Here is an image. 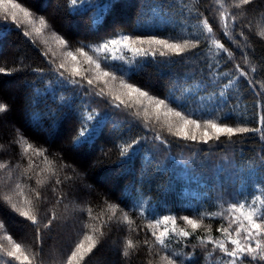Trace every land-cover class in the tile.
Instances as JSON below:
<instances>
[{
    "label": "trees",
    "instance_id": "1",
    "mask_svg": "<svg viewBox=\"0 0 264 264\" xmlns=\"http://www.w3.org/2000/svg\"><path fill=\"white\" fill-rule=\"evenodd\" d=\"M17 2L29 7L36 15L44 16L52 28L45 32V37L49 38V43L45 45L43 38L26 37L20 30L15 29L11 21H3L0 18V24L12 26L11 31L0 36V67L13 70L11 74L0 73V100L8 103L11 108L9 113L0 116V145H3L0 148V163H7L9 168L19 164L17 172L28 167V158L22 155V148L15 143L14 129L19 128L35 147L47 150L49 159L55 160L57 169L62 163L72 166L84 177L83 182L91 189L90 194L79 192V181H69L56 186L55 177L39 189L45 200L40 204V220L46 222L50 210H55L57 215V220L51 228L45 229L41 226L40 242L37 241V233L30 221L0 203V220L4 221L7 232L17 242L30 245L32 250L38 253L33 264H61L81 238V234L87 231L83 228V224L88 222L83 209L91 207L94 215L106 211L105 199L109 203L118 204L125 211H128L130 201L122 200L124 197L147 200L150 202L149 211L156 208L161 216L175 215L177 224L184 227L181 217H195L197 210L215 211V205L220 202L227 203L236 196L240 185L255 183L256 174L250 171V168L258 165L260 157L264 156V139L259 133L234 136L231 141L222 138V143L213 142L209 145L181 141L163 133L167 143L160 145L159 141L153 140L154 132L138 126L130 116L116 114L91 146L73 149L72 138L79 126L74 114L70 120H64L59 129L51 126L54 123L51 120H45L41 128L29 127L26 123L29 119L24 109L26 98L34 95V88L43 91L44 82L55 80L53 65L48 61L54 59L57 64L60 63V52L63 49H59L51 40V31L54 30L56 34L64 37L73 50L83 45H97L117 33L180 38L192 31V25L196 23L193 17L197 8L208 17L217 38L235 52V59H221L216 65L218 57L213 56L205 45L201 44L194 52L185 53L183 58L174 56L167 63L162 62L166 58L157 56L156 62L134 75L130 82L160 98L172 93L182 96L181 92L175 91L177 85L190 88L193 92L200 90L199 95L204 97L205 106L210 107L208 97L220 90L217 85L226 78L210 77L207 67L209 63L215 65L213 73L234 72L236 63L245 71L250 69V65H246L241 58L240 50L223 36L217 26L216 13L210 10L211 0H117L116 8L111 13H105V17L97 22L93 20L95 9L73 12L68 6V0ZM160 4H163V8L156 7ZM245 7L250 10L240 23L249 25L244 31L251 44V48H246L245 51L249 53L251 63L257 67L256 73H250V78L254 82H264V39L256 34L260 13H264V0H255L254 5ZM229 11L239 10L230 8ZM3 31L0 28V32ZM33 39L35 43L32 42ZM237 39L241 44L244 43L242 37L237 36ZM49 49L51 51L48 52V57L41 54ZM52 51L57 53L56 57H52ZM33 69H41L43 75ZM205 88L207 91H203ZM256 89L260 91L259 85H256ZM63 94L72 96L71 92ZM227 98L229 104L224 111L234 108L236 116V120H230L229 123L242 122L249 127L260 126L259 116L264 115V91L256 95L241 77L235 88L228 90ZM215 99L213 97V100ZM48 104L54 111H58L50 100ZM91 106L102 114L107 110V105L103 103L98 102ZM43 107L42 105L41 108ZM76 108H80L79 103ZM59 115L62 118L64 113ZM142 136L147 137V141L143 142L142 151L131 163H122L117 144ZM169 155L177 157L178 160H168L165 169L158 170L157 162L164 164ZM150 157L151 163L148 162ZM33 160V175L47 167L42 158L33 157ZM7 173L8 169L0 171V177H6ZM58 174L62 180L65 174L73 175L68 169ZM47 175L45 171L41 173V178ZM15 176L16 173H13L14 179ZM35 178L34 175L32 180L21 182L36 187ZM53 187L59 189L56 194L51 191ZM7 188L8 185H4L0 194ZM251 192L249 187V193ZM59 194H63L65 199L57 204L56 195ZM129 215L134 220L132 227L137 231L130 232L127 225H117L113 222L110 228L105 227V237L82 264H148L150 257L146 246L143 245L145 239L152 242L150 232L145 227L148 221L135 212H129ZM221 223L220 219H204V224L211 226L214 236L219 235L217 228ZM203 231V228L198 230L196 235H202ZM126 236L140 244L138 250L128 258L120 254L121 241ZM187 243L189 246L183 247L182 244L173 242L172 247L176 251L191 252V245L197 243L196 236L188 238ZM211 247L208 245V249ZM220 256L217 250L210 259L205 260L204 252L200 247L196 248V264H220Z\"/></svg>",
    "mask_w": 264,
    "mask_h": 264
},
{
    "label": "snow or ice",
    "instance_id": "2",
    "mask_svg": "<svg viewBox=\"0 0 264 264\" xmlns=\"http://www.w3.org/2000/svg\"><path fill=\"white\" fill-rule=\"evenodd\" d=\"M211 2L210 10L216 13L217 26L220 27L223 36L240 50L241 58L246 65H250V69L245 71L239 63H236L234 72L213 73L212 69L215 65L209 63L207 67L210 77L226 78L217 85L220 90L208 97L210 107L205 106L204 97L199 95L200 90L193 92L190 88L177 85L175 91L181 92L182 96L172 93L160 98L130 82L134 75L156 62L157 56L166 58L162 62L167 63L174 56L183 58L185 53L194 52L201 44H204L213 56L218 57L215 61L216 65L221 59L228 61L235 59V52L217 38L208 17L197 8L193 17L196 23L192 25V31L180 38L117 33L97 45H83L73 50L64 37L56 34L54 30L51 31V40L59 49H63L60 52V63L57 64L54 59L48 61L53 65L55 80L44 82L43 91L34 88V95L26 98L24 109L29 115L27 125L41 128L45 120H51L54 122L51 126L59 129L64 120H70L71 115L74 114L79 126L72 138L73 149L91 146L116 114L130 116L135 124L146 131L154 132L153 140L159 141L160 145L167 143L163 133L181 141L204 145L213 142L222 143V138L231 141L234 136L246 133H259L264 139V115L259 116V127H249L242 122L229 123L230 120H236L234 108L224 111L229 104L228 90L234 89L241 77L247 81L256 95L264 91V82L258 80L254 82L250 78V73H256L257 67L251 63L249 53L245 51L246 48H251L244 31L249 25L240 23L250 10L245 6L254 5L255 0H211ZM68 6L73 12L95 9L93 20L97 22L105 17V13H111L116 8L117 0H68ZM156 7L163 8V4ZM230 8L239 11L231 12ZM0 18L3 21H11L15 29L20 30L26 37H41L45 45L49 43V38L45 37L46 30L52 28L49 21L44 16L36 15L29 7L17 0H0ZM256 27L258 28L256 34L264 39V13H260V21ZM0 28L4 30L0 32V36L12 30V26L4 24H0ZM237 36L243 38V44ZM32 42L35 43V40L33 39ZM86 48L89 50L86 51ZM49 51L51 49L41 54L48 57ZM56 55L57 53L52 51V57ZM12 71L0 67V73L11 74ZM33 71L43 75L41 69H33ZM256 85H259L260 91H257ZM66 92H71L72 96L64 95L63 93ZM213 97L216 99L213 100ZM49 100L56 105L58 111H54L48 104ZM98 102L107 105V110L103 114L91 106ZM77 103L80 104L79 109L76 108ZM10 111L9 104L0 100V116ZM59 113H64L62 118ZM14 131L15 143L22 148V155L28 158V167L17 172L19 164L9 168L7 163H0V171L8 169L7 176L0 177V190L4 185H8L7 190L0 194V203L30 221L37 233V241L40 242L41 226L45 229L51 228L53 222L57 220V215L55 210H50L46 222L40 220L39 208L45 200L39 189L49 183L52 177H55L56 186L69 181L73 183L79 181V192L90 194L91 189L83 182L84 177L72 166L62 163L57 169L55 160L49 159L46 149L35 147L19 128H15ZM146 141L147 137L142 136L117 144L121 162L131 163L142 151L143 142ZM2 147L3 145H0V148ZM33 157L42 158L47 166L34 174L36 187L21 182L34 178ZM168 160L176 161L178 158L167 156L164 164L157 162L158 170H164ZM148 162H152L151 157ZM65 169L71 171L73 175L65 174L62 180L58 173ZM45 171L48 175L41 178V173ZM250 171L256 174L255 183L240 185L236 196L227 203L220 202L215 205L217 208L215 211L197 210L195 217H181L184 227L177 224L175 215L161 216L156 208H151L149 211V201L137 200L131 196L122 198L130 201L128 211L120 208L118 204L109 203L107 199L104 201L107 210L99 214L94 215L92 208L86 207L83 211L88 222L83 224V228L87 231L81 234V238L61 264H82L105 237V227L110 228L113 222L117 225H127L130 232L137 231L132 227L134 220L129 212H135L148 221L145 227L150 232L152 242L147 239L143 241L150 257L148 264H153L154 259L155 264H196L197 247L204 252L205 260L210 259L218 250L221 254L220 264H260L264 262V156L260 157V163L251 167ZM13 173H16L15 179ZM249 187L252 189L251 193ZM51 191L56 194L59 189L53 187ZM64 199L63 194L56 195L57 204ZM118 211L119 215H117ZM205 218L222 221L217 228L218 236L212 234L210 225L204 224ZM202 228L203 234L196 235ZM194 235L197 243L191 245V252L173 249V242L188 247L187 240ZM121 244L120 254L124 258H128L140 247L139 242H134L127 236ZM208 245L212 246L211 249H208ZM37 256L38 253L34 252L30 245L17 242L7 232L4 221L0 220V264H33Z\"/></svg>",
    "mask_w": 264,
    "mask_h": 264
},
{
    "label": "rangeland",
    "instance_id": "3",
    "mask_svg": "<svg viewBox=\"0 0 264 264\" xmlns=\"http://www.w3.org/2000/svg\"><path fill=\"white\" fill-rule=\"evenodd\" d=\"M103 181L105 182V180L103 179Z\"/></svg>",
    "mask_w": 264,
    "mask_h": 264
}]
</instances>
